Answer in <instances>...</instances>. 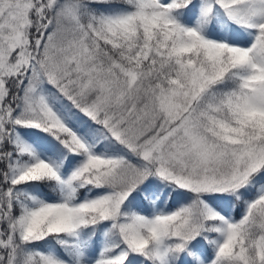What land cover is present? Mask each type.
Masks as SVG:
<instances>
[{
    "label": "snow or ice",
    "instance_id": "6c2138e0",
    "mask_svg": "<svg viewBox=\"0 0 264 264\" xmlns=\"http://www.w3.org/2000/svg\"><path fill=\"white\" fill-rule=\"evenodd\" d=\"M0 264H264V0H0Z\"/></svg>",
    "mask_w": 264,
    "mask_h": 264
}]
</instances>
